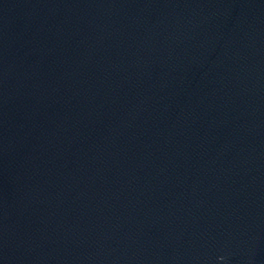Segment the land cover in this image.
<instances>
[{"label": "water", "instance_id": "obj_1", "mask_svg": "<svg viewBox=\"0 0 264 264\" xmlns=\"http://www.w3.org/2000/svg\"><path fill=\"white\" fill-rule=\"evenodd\" d=\"M0 264H264V0H0Z\"/></svg>", "mask_w": 264, "mask_h": 264}]
</instances>
